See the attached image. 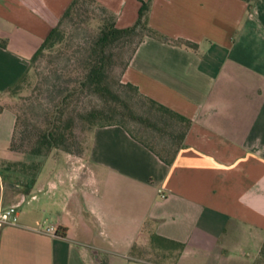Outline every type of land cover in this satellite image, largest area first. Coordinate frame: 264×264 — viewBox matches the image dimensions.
Returning <instances> with one entry per match:
<instances>
[{"label": "crops", "instance_id": "crops-1", "mask_svg": "<svg viewBox=\"0 0 264 264\" xmlns=\"http://www.w3.org/2000/svg\"><path fill=\"white\" fill-rule=\"evenodd\" d=\"M70 1L0 0V204L34 196L0 228V264H250L264 242V0H141L164 38L144 36L120 81L188 119L182 145L166 163L125 128L96 126L46 165L48 153L10 149L6 98ZM95 1L116 28L140 4ZM2 162H36L32 183Z\"/></svg>", "mask_w": 264, "mask_h": 264}, {"label": "rangeland", "instance_id": "rangeland-1", "mask_svg": "<svg viewBox=\"0 0 264 264\" xmlns=\"http://www.w3.org/2000/svg\"><path fill=\"white\" fill-rule=\"evenodd\" d=\"M98 13L97 8L85 3L80 6L76 16L64 19L57 42L45 48L33 61L30 60L20 80L9 89L6 105L15 114L12 146L19 156H33L26 153L30 148L27 141L50 125L62 129V145L67 151L51 148L45 157L46 165L55 161L63 165L64 156L70 160L73 154H78L82 149L89 131L87 122L96 120L92 109L100 105L94 94L77 87V81L82 74L80 57L95 35V21L91 18ZM139 32L144 33L138 28L135 34L115 42L112 50L117 63L112 72L114 79L120 81V64L130 55ZM124 90L127 108H124L121 122L133 134L167 156L162 147L176 142L180 132L179 123L172 117L161 118L144 98L130 89ZM130 111L135 114L129 113L128 116ZM134 116L139 119L136 120ZM151 121L155 126L147 125ZM250 264H264V242Z\"/></svg>", "mask_w": 264, "mask_h": 264}, {"label": "trees", "instance_id": "trees-1", "mask_svg": "<svg viewBox=\"0 0 264 264\" xmlns=\"http://www.w3.org/2000/svg\"><path fill=\"white\" fill-rule=\"evenodd\" d=\"M244 1L248 5L249 2L253 0ZM85 3L94 6L99 11L98 14L92 16L91 18L92 21H95V35L88 42V44L86 45V49L83 52V55H81L80 57L82 74L79 80L77 81V87L79 89H86L92 94H94L97 100L99 101L100 105L99 107L92 109L94 114H96V120L91 122L88 121L87 129L90 130L91 128L96 126L119 125L125 128L128 133L138 139L144 146L154 152L164 162L169 163L175 151L182 145L184 133L189 125L188 119L156 103L155 101L142 96L138 93L136 87L129 83H121L118 79H114V77L112 76V72L115 66L117 65L114 59L115 54L112 52V50L115 48V42L117 40L123 39L129 36L130 34H135L134 32L138 28L144 31V33H138V39L135 42L134 47L130 52V55L128 56L125 62H122L120 64V76L122 70L128 62V59L130 58L136 46L144 36H155L164 38L154 32L152 29H150L147 25V12L149 8V1L140 0L139 7L137 9V17L132 25L125 28H116L114 25V14L95 0H71L63 11V13L61 14L56 24L51 28L46 38L42 41L38 49L32 55L31 61L37 58V56L40 55L45 48L51 47L57 42V36L61 34L59 28L62 21L66 18L76 16L78 14V11L80 10V6ZM179 43L190 47L194 45L192 43H189L188 41L183 40H179ZM124 88L134 91L136 94H138L147 102H149V104H151V106H153L159 112L161 118L172 117L179 123L180 132L176 142L167 146L170 147L171 150L169 151L165 144L162 147V150L168 153L167 156H164L162 155V153L158 152L155 149L154 145L149 144L146 140H143L133 134L131 130L125 127L123 122H121L120 118L124 117V108H127V104L124 99L126 94ZM129 113L132 115L135 114V112L130 111L127 113L128 116ZM134 118L136 120L139 119L135 116ZM147 125L153 127L155 126V123L151 121L148 122ZM61 138L63 139L62 129L58 128L57 126L53 127V125H50L49 128H44L42 131L38 132L34 139L27 141L30 148L26 151V153L36 156H45L51 148H57L62 151H67L66 148L62 145ZM12 144L13 139L10 142V149L15 151ZM1 165L3 166L2 168L8 172V174L18 173L25 176H29L30 178L26 182L28 186L32 183L33 176L35 175L38 166L36 162H2ZM26 168L29 170H26ZM26 183H24V185Z\"/></svg>", "mask_w": 264, "mask_h": 264}, {"label": "built area", "instance_id": "built-area-1", "mask_svg": "<svg viewBox=\"0 0 264 264\" xmlns=\"http://www.w3.org/2000/svg\"><path fill=\"white\" fill-rule=\"evenodd\" d=\"M161 197H163L161 195ZM34 196L27 197L22 194L18 199L10 204H0V228L6 225H17L18 224V211L19 208L26 203L29 199H33ZM34 230L45 233L50 236H56V229L52 225H38Z\"/></svg>", "mask_w": 264, "mask_h": 264}]
</instances>
